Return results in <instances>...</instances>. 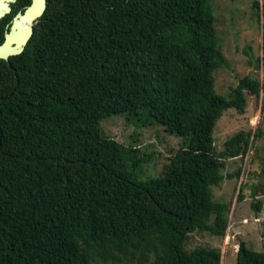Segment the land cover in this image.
<instances>
[{"label":"trees","instance_id":"1","mask_svg":"<svg viewBox=\"0 0 264 264\" xmlns=\"http://www.w3.org/2000/svg\"><path fill=\"white\" fill-rule=\"evenodd\" d=\"M211 1L47 0L24 50L0 59V264H221L219 248L186 243L226 232L230 206L212 187L260 133L217 152L213 129L264 93V75L216 93ZM252 7L264 55V0ZM112 115L181 139L161 177L136 180L137 149L101 128ZM233 264H264V247L240 241Z\"/></svg>","mask_w":264,"mask_h":264},{"label":"rangeland","instance_id":"2","mask_svg":"<svg viewBox=\"0 0 264 264\" xmlns=\"http://www.w3.org/2000/svg\"><path fill=\"white\" fill-rule=\"evenodd\" d=\"M253 0H212L218 46L225 57V65L213 71L215 91L228 97L238 78L249 74L261 79L264 75L262 53L263 25L252 7ZM262 1V0H259ZM245 111L230 108L223 112L213 129L217 152L224 142L238 131L260 134L249 144L243 156L224 160L225 178L212 187L215 200L230 206L228 227L223 237L207 232L190 234L186 248L217 247L221 264L235 262L238 243L262 251L264 247V93L246 95ZM124 115H112L100 121L105 134L129 149L128 164L137 181L159 178L180 146L181 139L164 131L159 124L138 127ZM252 138V137H251ZM138 160L135 164V161ZM240 169L239 175L236 172ZM228 174L232 177L228 178ZM242 196L241 198L239 196ZM259 202V210L255 204Z\"/></svg>","mask_w":264,"mask_h":264},{"label":"flooded vegetation","instance_id":"3","mask_svg":"<svg viewBox=\"0 0 264 264\" xmlns=\"http://www.w3.org/2000/svg\"><path fill=\"white\" fill-rule=\"evenodd\" d=\"M38 1L39 0H0V46L3 45L0 51H12L15 49L14 47L17 46V43L22 37L20 33L21 29L18 26V20H20V18L17 17V14L23 13L29 5H37ZM22 20L24 21L25 19L23 18ZM12 56L14 55L8 57V61L5 60L9 66L11 65L9 59Z\"/></svg>","mask_w":264,"mask_h":264},{"label":"water","instance_id":"4","mask_svg":"<svg viewBox=\"0 0 264 264\" xmlns=\"http://www.w3.org/2000/svg\"><path fill=\"white\" fill-rule=\"evenodd\" d=\"M46 6V0H39L37 5H29L23 13L17 14V17L20 18V20H18V26L21 29L20 33L22 34V37L17 43V46L14 47L15 49L12 51H0V59L8 61L9 56L20 54L24 50L26 44L33 34L34 23L42 16ZM23 18L25 19L24 21L22 20ZM1 47H3V45L0 46V48Z\"/></svg>","mask_w":264,"mask_h":264}]
</instances>
